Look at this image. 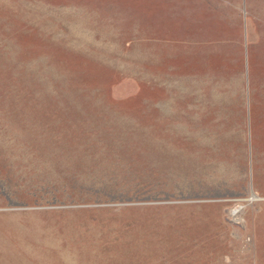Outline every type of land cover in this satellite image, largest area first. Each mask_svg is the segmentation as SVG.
Listing matches in <instances>:
<instances>
[{
  "label": "rangeland",
  "instance_id": "374dc122",
  "mask_svg": "<svg viewBox=\"0 0 264 264\" xmlns=\"http://www.w3.org/2000/svg\"><path fill=\"white\" fill-rule=\"evenodd\" d=\"M0 264H264V0H0Z\"/></svg>",
  "mask_w": 264,
  "mask_h": 264
}]
</instances>
